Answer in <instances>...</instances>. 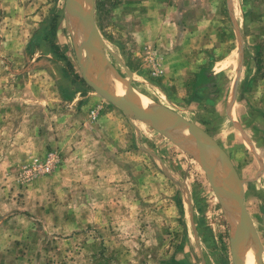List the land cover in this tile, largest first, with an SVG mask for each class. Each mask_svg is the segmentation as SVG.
Listing matches in <instances>:
<instances>
[{
  "label": "rangeland",
  "instance_id": "374dc122",
  "mask_svg": "<svg viewBox=\"0 0 264 264\" xmlns=\"http://www.w3.org/2000/svg\"><path fill=\"white\" fill-rule=\"evenodd\" d=\"M91 3L102 83L110 72L124 96L128 82L225 152L264 264V0ZM83 46L66 0H0V264H233L235 210L192 156L84 81ZM100 63L94 47L89 73Z\"/></svg>",
  "mask_w": 264,
  "mask_h": 264
},
{
  "label": "water",
  "instance_id": "95a60500",
  "mask_svg": "<svg viewBox=\"0 0 264 264\" xmlns=\"http://www.w3.org/2000/svg\"><path fill=\"white\" fill-rule=\"evenodd\" d=\"M88 11H85L77 0H66L67 12L81 25L84 39V49L86 59L80 61V70L84 81L92 87L105 100L119 107L123 113L131 118L140 120L167 137L184 152L194 158L204 170L206 177L215 192L216 196L225 206H232L236 213L233 215L239 220L232 235L231 250L233 254V264H242V256L246 250L248 236L251 235L257 244L255 264H262V246L257 238L251 219L245 209L243 202V182L238 178L231 161L225 152L202 130L195 125L186 122L180 116L167 109L142 108L135 98L132 88L128 82L120 81L126 86L125 95L117 97L105 89L102 83L105 62L103 54V43L100 39L92 18V3L88 0ZM96 48L101 63L98 64V74L89 73L90 54ZM187 129L193 137L190 142L194 144V150H188L178 144L177 140L169 134L171 129ZM169 130V131H168ZM221 160L222 167L226 169L227 183L222 184L220 189L216 183V168L214 167V157ZM213 157V158H212ZM222 197L227 198L230 203L225 202ZM264 224V218H263Z\"/></svg>",
  "mask_w": 264,
  "mask_h": 264
},
{
  "label": "bare ground",
  "instance_id": "6f19581e",
  "mask_svg": "<svg viewBox=\"0 0 264 264\" xmlns=\"http://www.w3.org/2000/svg\"><path fill=\"white\" fill-rule=\"evenodd\" d=\"M81 37L82 36H80L79 42H81V40H82ZM114 79H115L114 75L112 76L110 74V72H107L106 78H105V89L108 92L114 94L115 96L121 97L123 95L120 93L121 91L120 92L118 91L119 88L116 87L117 85H115ZM138 102H139V104L142 107H144V108H147L148 107V106L143 105L142 103H140L141 101L139 99H138ZM169 132L177 140L178 144H180L181 146H184L188 150H194V144L192 143V145H191L190 138H189V135H188V131L187 130H183V129L182 130H174V133L173 134H172V131H169ZM248 245L249 244L246 245V250L244 252L245 254H243V256H242V264H255V261H254V250L251 251V247H249ZM252 254H253V258L251 260Z\"/></svg>",
  "mask_w": 264,
  "mask_h": 264
},
{
  "label": "built area",
  "instance_id": "2783aa9c",
  "mask_svg": "<svg viewBox=\"0 0 264 264\" xmlns=\"http://www.w3.org/2000/svg\"><path fill=\"white\" fill-rule=\"evenodd\" d=\"M58 162H60L58 156L50 152L45 156V161L42 169L46 172H49Z\"/></svg>",
  "mask_w": 264,
  "mask_h": 264
},
{
  "label": "crops",
  "instance_id": "0c3cea01",
  "mask_svg": "<svg viewBox=\"0 0 264 264\" xmlns=\"http://www.w3.org/2000/svg\"><path fill=\"white\" fill-rule=\"evenodd\" d=\"M164 20H166L165 18H163ZM195 20H198L197 22H196V24L198 25V28L199 29H201L202 28V26H203V22H205L206 24H209V21H208V19H206V18H203V17H197V19H195ZM199 25H201V27H199ZM208 26V25H207ZM206 30V29H205ZM204 30H202V32H203ZM198 31H195L194 33H197ZM201 34V33H200Z\"/></svg>",
  "mask_w": 264,
  "mask_h": 264
}]
</instances>
